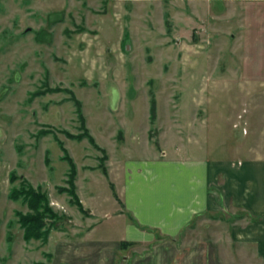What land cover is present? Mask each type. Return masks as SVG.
Returning <instances> with one entry per match:
<instances>
[{
	"label": "rangeland",
	"instance_id": "obj_1",
	"mask_svg": "<svg viewBox=\"0 0 264 264\" xmlns=\"http://www.w3.org/2000/svg\"><path fill=\"white\" fill-rule=\"evenodd\" d=\"M65 89L104 152L64 132H83ZM161 150L264 157V0H0V264H57L61 244L88 222L98 223L90 235H110L123 219V162ZM64 153L87 214L57 190L67 187ZM13 170L65 215L44 243L25 241L15 221L27 208L8 198ZM229 226L198 216L175 248L188 245L190 263L201 244L221 264H260L253 245L230 240Z\"/></svg>",
	"mask_w": 264,
	"mask_h": 264
},
{
	"label": "crops",
	"instance_id": "obj_2",
	"mask_svg": "<svg viewBox=\"0 0 264 264\" xmlns=\"http://www.w3.org/2000/svg\"><path fill=\"white\" fill-rule=\"evenodd\" d=\"M119 179L121 222L103 236L90 235L97 222L83 224L88 229L61 244L57 264H221L214 247L200 242L190 263V248L178 250L175 238L198 216L236 213L230 240L253 245L264 264V157L208 160L161 150L126 159Z\"/></svg>",
	"mask_w": 264,
	"mask_h": 264
},
{
	"label": "trees",
	"instance_id": "obj_3",
	"mask_svg": "<svg viewBox=\"0 0 264 264\" xmlns=\"http://www.w3.org/2000/svg\"><path fill=\"white\" fill-rule=\"evenodd\" d=\"M61 90L60 88L48 89V91ZM43 90H37L32 92L31 97L41 94ZM70 94L69 99L75 104V112L77 118L80 122L79 127L83 130L79 134H70L64 131L70 138L80 140L86 137L88 141L97 149H100L96 144L93 136L89 133L88 129L84 124V116L81 110V102L76 98L71 90H64ZM156 116V100L153 92L151 91L150 105H149V121L153 122ZM47 132L45 130H39L37 135H44ZM63 149V147H62ZM101 150V149H100ZM103 148H102V150ZM69 163V172L67 176V187L58 186L57 190L62 193L66 192L70 196V203L76 205L77 208L84 214L88 211L83 208L78 195L75 192L74 177H75V165L68 154L64 153L62 156ZM103 172L105 170L103 169ZM19 180L18 184L13 185L8 193V198L17 201L20 200L26 205L27 210H15L14 215L16 217V223L22 229V237L25 241H30L32 239L41 240L43 243L47 241L50 230L56 229L58 224L65 218V215L56 212L50 205V200L47 193L42 190L41 186H33L26 178H22L16 174L13 170L10 172L9 181L14 182ZM216 217L220 218L219 215ZM240 217V213L231 214L229 217L223 219L228 222L234 221L236 218ZM10 225V224H9ZM9 239V237H8ZM37 264H46L44 262H38Z\"/></svg>",
	"mask_w": 264,
	"mask_h": 264
}]
</instances>
